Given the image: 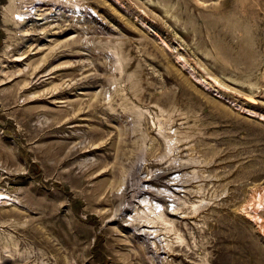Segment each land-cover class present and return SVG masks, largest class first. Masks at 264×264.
<instances>
[{"label": "rangeland", "instance_id": "1", "mask_svg": "<svg viewBox=\"0 0 264 264\" xmlns=\"http://www.w3.org/2000/svg\"><path fill=\"white\" fill-rule=\"evenodd\" d=\"M0 264H264V0H0Z\"/></svg>", "mask_w": 264, "mask_h": 264}]
</instances>
